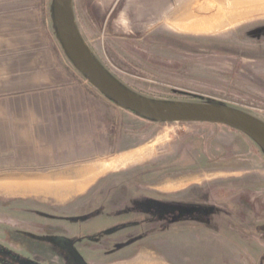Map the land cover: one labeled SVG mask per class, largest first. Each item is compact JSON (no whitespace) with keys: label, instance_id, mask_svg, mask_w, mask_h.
<instances>
[{"label":"rangeland","instance_id":"rangeland-1","mask_svg":"<svg viewBox=\"0 0 264 264\" xmlns=\"http://www.w3.org/2000/svg\"><path fill=\"white\" fill-rule=\"evenodd\" d=\"M53 2L0 0V247L19 264H264L262 149L224 125L152 122L109 100L66 57ZM73 6L95 58L133 93L264 122V0ZM106 161L71 193L70 178ZM39 175L68 177L48 182L68 189L8 194ZM121 204L141 217L119 218ZM99 215L112 219L91 228ZM187 220L210 233L188 240Z\"/></svg>","mask_w":264,"mask_h":264},{"label":"water","instance_id":"water-1","mask_svg":"<svg viewBox=\"0 0 264 264\" xmlns=\"http://www.w3.org/2000/svg\"><path fill=\"white\" fill-rule=\"evenodd\" d=\"M53 24L58 40L74 68L109 100L141 118L158 123H211L235 129L264 152V122L242 111L207 104L155 103L117 81L95 58L78 29L73 0H54Z\"/></svg>","mask_w":264,"mask_h":264},{"label":"crops","instance_id":"crops-1","mask_svg":"<svg viewBox=\"0 0 264 264\" xmlns=\"http://www.w3.org/2000/svg\"><path fill=\"white\" fill-rule=\"evenodd\" d=\"M77 174H79V178H77ZM77 174H75V176H73L72 178H70L71 180H73V179H76V180H80V178H82V177H86L85 175L87 174L86 173V171H84V170H82L81 172H78ZM56 177H60V176H56ZM56 177H53V176H50V175H44V176H42V175H39V177L37 176V177H35V179H33L32 178V180H42V181H50L52 178L53 179H56ZM27 179V178H26ZM66 179H69V178H67L66 177ZM120 196H126V197H132V195L131 194H128V192L127 191H125V190H120ZM8 194H12V195H27V194H30L28 191H23V190H15V188H13V189H11V190H9L8 191ZM31 194H33V193H31ZM137 196L136 197H138L139 195H141V194H136ZM135 196V195H134ZM118 208L119 209H121L122 210V213H121V216H119V218H121V219H123V220H128V219H131V216H129L131 213H136V215L135 216H138V217H141V213H140V211H137V210H134V211H129V208H128V206H126L125 204H121L120 206H118ZM127 210V211H126ZM110 219H112V218H107V217H105V216H102V215H99V216H97V217H95V218H93L92 220H91V224H90V226H91V228H94L96 225L98 226V225H100V223H104L105 224V222L106 221H109ZM180 225H182L181 223H176L175 225H173V226H176V230H175V233H173V231L171 232L172 233V235L174 234V235H176L177 237L179 236V227H180ZM99 227V226H98ZM185 228H182V229H186V232H184L185 234H186V238L188 239V240H190V239H198V240H204L205 239V236L208 234V233H210V231L208 230L209 229V227H207V225L205 224V222H195V221H192V223L191 222H189V221H186L185 222V226H184ZM196 230H197V232H196ZM183 233V232H182ZM203 243V242H202ZM202 245H205L204 243L202 244ZM202 252L201 253H205V248L202 246ZM128 250H130V248L129 249H125V250H122V252L124 253V252H126V251H128ZM147 250V249H146ZM200 252V251H199ZM137 253L138 252H136L135 254H134V256H131V257H129V259L128 260H126L127 262H130V261H132L133 259H135L134 257H135V255H137ZM148 253L149 254H151V255H158L157 257L158 258H163V256L161 255V254H159V253H157L156 251H154V250H150V251H148ZM142 255V254H141ZM140 254H138V256L140 257L141 256ZM160 256V257H159ZM137 258V257H136ZM141 258V257H140ZM139 258V259H140ZM142 260L144 261V260H146L145 258H142Z\"/></svg>","mask_w":264,"mask_h":264},{"label":"bare ground","instance_id":"bare-ground-1","mask_svg":"<svg viewBox=\"0 0 264 264\" xmlns=\"http://www.w3.org/2000/svg\"><path fill=\"white\" fill-rule=\"evenodd\" d=\"M212 6H210L211 8ZM210 8H207V7H201L200 10L202 13H206L207 11H210ZM230 12H228L229 14ZM211 14V13H209ZM227 13L225 12L224 13V16L226 15ZM223 15V14H222ZM222 15L217 19L218 21H221L224 19V17H222ZM205 21V19L203 20ZM227 21H232L231 19H227ZM208 23V22H207ZM220 23V22H219ZM195 25H200V23L198 21H195L194 22ZM187 27V26H186ZM209 27V26H207ZM114 167V162H111V161H106L103 163L102 165V168L99 170L95 169V168H92V167H89L87 170H86V177H82L80 178V183L76 186V187H73L71 191H73V193H77V192H81L82 190H84V188L89 185L90 182H92L98 175L99 173H104V172H107V171H110L112 170ZM46 176V175H45ZM79 174H77V178ZM39 177V176H38ZM68 178V177H67ZM57 180H70V179H66V177L64 176H60V177H56ZM37 185H39V187H36ZM63 186V185H61ZM60 185L59 186H56L55 189L52 188L51 186L48 185V181H41L39 184H26V185H22L20 187H17L16 190H23V191H28L30 194L32 192H39V193H45V194H49L51 193L52 191H56V190H61L63 189ZM57 188V189H56ZM64 189H68V188H64Z\"/></svg>","mask_w":264,"mask_h":264},{"label":"flooded vegetation","instance_id":"flooded-vegetation-1","mask_svg":"<svg viewBox=\"0 0 264 264\" xmlns=\"http://www.w3.org/2000/svg\"><path fill=\"white\" fill-rule=\"evenodd\" d=\"M187 221L192 223L191 220ZM19 261L18 256L0 247V264H19Z\"/></svg>","mask_w":264,"mask_h":264}]
</instances>
